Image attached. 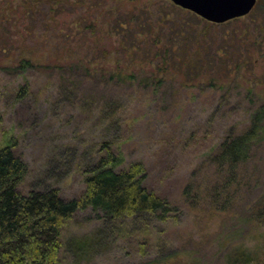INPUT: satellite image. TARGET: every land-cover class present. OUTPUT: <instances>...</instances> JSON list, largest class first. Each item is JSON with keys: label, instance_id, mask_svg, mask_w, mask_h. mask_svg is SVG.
I'll use <instances>...</instances> for the list:
<instances>
[{"label": "trees", "instance_id": "obj_1", "mask_svg": "<svg viewBox=\"0 0 264 264\" xmlns=\"http://www.w3.org/2000/svg\"><path fill=\"white\" fill-rule=\"evenodd\" d=\"M256 3L244 18L218 24L170 0H0V73L18 79L13 89L18 100L32 92V71H58L71 98L99 109L102 122L118 129L119 114L125 111L122 93L129 88L158 91L176 77L197 88L205 82L215 96L232 86L233 82L224 88V83L236 73L252 72L257 36L264 37V5ZM233 23L237 28L228 29ZM263 44L264 38L260 53ZM83 83L90 88L82 92ZM246 86V126L228 132L208 157L214 168L227 174V185L211 196L215 193L222 210L232 203L227 188L234 187L238 194L243 166L264 143V100L257 99L253 84ZM230 90L227 99L233 97ZM116 142H98L97 157L83 167L86 189L75 199H64L56 188L21 192L18 187L29 165L16 154L14 138L0 148V264H65L64 227L78 211L89 209L109 224L132 220L144 226L139 241L142 260L135 264H204L194 251L150 255L149 231L178 218V208L148 189L144 162L117 169L123 158L115 150ZM190 187L184 193L187 200L189 194L192 198ZM253 211L251 217L238 220L241 229L222 237L223 264H264L263 233L254 249L244 242L234 244L244 227L250 228L247 223H264V206Z\"/></svg>", "mask_w": 264, "mask_h": 264}, {"label": "rangeland", "instance_id": "obj_2", "mask_svg": "<svg viewBox=\"0 0 264 264\" xmlns=\"http://www.w3.org/2000/svg\"><path fill=\"white\" fill-rule=\"evenodd\" d=\"M257 1L264 5V0ZM227 26L237 28L234 23ZM257 37L253 71L236 73L224 83V88L231 82L232 86L215 96L205 82L197 88L176 77L158 91L139 86L123 91L122 129L103 123L99 109L93 111L82 100L71 98L62 88L66 81L62 82L58 71H32V92L18 100L13 96L18 79L0 73V148L14 138L16 154L29 165V173L18 188L26 194L56 188L64 199L80 197L86 189L83 167L97 157L98 142L117 140L115 150L123 158L117 169L144 162L148 189L178 208V218L149 231L150 255L156 258L171 250L185 255L194 251L204 264H223L226 249L221 247L222 237L241 229L238 220L251 217L258 205L264 206V143L255 147L253 159L243 166V186L238 194L234 187L227 188L232 203L226 210L221 209L222 204L216 205L215 193L227 185V174L208 160L228 132L247 124L243 109L250 104V96L243 87L253 84L257 99L263 103L264 47L260 53L259 46L264 37ZM80 86L82 92L90 88L84 83ZM228 89L233 91L230 99ZM189 184L193 193L187 200L184 193ZM249 224L234 244L244 242L254 249L264 234V223L246 226ZM144 229L132 220L109 224L91 209L78 211L63 230L62 262L138 263L142 260L139 241L144 238Z\"/></svg>", "mask_w": 264, "mask_h": 264}, {"label": "water", "instance_id": "obj_3", "mask_svg": "<svg viewBox=\"0 0 264 264\" xmlns=\"http://www.w3.org/2000/svg\"><path fill=\"white\" fill-rule=\"evenodd\" d=\"M209 22L222 24L249 15L257 0H170Z\"/></svg>", "mask_w": 264, "mask_h": 264}]
</instances>
